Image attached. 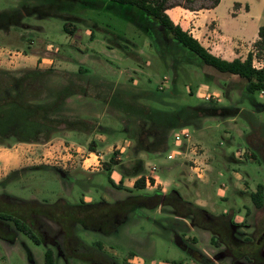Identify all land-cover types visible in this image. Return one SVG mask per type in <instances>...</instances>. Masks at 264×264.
I'll list each match as a JSON object with an SVG mask.
<instances>
[{"label": "rangeland", "instance_id": "374dc122", "mask_svg": "<svg viewBox=\"0 0 264 264\" xmlns=\"http://www.w3.org/2000/svg\"><path fill=\"white\" fill-rule=\"evenodd\" d=\"M37 5L0 0V17ZM57 13L11 18L0 28V48L21 53L13 62L0 58V147L64 143L63 161L45 160L39 150L38 163L7 176L0 170V212L22 219L41 239L36 244L0 218V264H46L49 249L54 264H264V205L251 199L264 185V92L255 111L242 103L244 82L190 57L187 64L174 41L154 38L157 50L121 17L81 8L79 0ZM218 16L222 26L250 38L264 26V0H221ZM239 51L241 58L253 51L254 65H264L263 45L243 44ZM63 91H130L125 99L132 108L104 104L92 113L83 109V96L60 104ZM115 105L125 106L119 98ZM141 109L146 115L194 110L198 117L177 131H162ZM45 115L57 126L35 125ZM78 121H85L86 131L65 129ZM182 129L190 131L188 140L176 139ZM89 152L102 157L99 171L82 170L81 154ZM113 169L126 183L143 176L151 184L141 191L129 192L123 183L116 188L109 181ZM135 170L141 176L133 177ZM174 191L190 207L161 205L157 196ZM30 202L58 210L45 214ZM121 203L135 208L125 213ZM192 212L198 216L187 218Z\"/></svg>", "mask_w": 264, "mask_h": 264}, {"label": "trees", "instance_id": "16d2710c", "mask_svg": "<svg viewBox=\"0 0 264 264\" xmlns=\"http://www.w3.org/2000/svg\"><path fill=\"white\" fill-rule=\"evenodd\" d=\"M39 1V5L31 8L24 9L20 12L12 13L11 15H2L0 20H3L0 28H7V22L12 21L11 18H27L30 16L37 15L40 18H50L57 17L59 11L63 6L67 4L68 1L72 0H37ZM180 2L174 4L173 6L168 5V0H79V4L81 8L85 9H93L98 8V10L108 12L111 14H116L117 16L124 19L127 23L136 27L137 30L142 32L145 36H147L151 42H153V47L155 49H160V46L154 43V38L159 37L162 38L163 41H174L177 43L179 50H183L186 52V63L192 64L189 60V57L193 60H196L200 66L208 67L213 69L215 72L222 76H226L228 78H238L242 82H244L243 90L241 91L243 100V104H247L253 110L258 111L261 107L260 102L258 101V96L260 93L264 92V68L258 69L254 65L255 54L254 52H250L247 58L243 61L241 59H235L233 61L223 60L219 57L214 56L210 53L205 47H203L200 42L195 39L192 35H190L187 31H184L181 26L176 25L170 16L167 14V11L180 6L185 9L191 11H200V10H210L217 8L221 0H179ZM51 11V12H48ZM65 32L68 34H72L73 30H69L68 25H65ZM95 31H92V38L94 37ZM261 40L255 44V47H259V45L264 46V27L260 29L259 33ZM173 55V54H170ZM169 55V56H170ZM127 94V95H126ZM132 94L123 92V91H101L99 95L96 96L97 100L102 102L104 105H110L113 108L118 109L119 111L126 109H131L129 107L128 100L125 98ZM88 96V91H63V95L59 99V103L62 104L66 99L72 97ZM226 96L227 93H226ZM131 97V96H130ZM119 98L123 101L125 106H117L115 105L116 99ZM125 100V101H124ZM128 101V102H127ZM127 102V103H126ZM127 106V107H126ZM136 110V109H134ZM143 110V111H142ZM127 111V110H124ZM141 116L149 120L153 125L160 127L162 131L165 130H177L181 127H186L190 124L191 119H195L198 117V113L193 110H186V112L182 113H171L159 115V113H150L148 115L144 114V109L140 110ZM192 115H189V114ZM216 115L210 113L209 115ZM136 115V114H135ZM155 117V118H154ZM141 118V117H140ZM159 118H164L165 120L160 123L158 121ZM55 119H48L45 116L37 118L35 125L54 127L57 126L54 123ZM53 122V123H52ZM85 121H78V123H69L65 124L66 130L70 132H78V131H86L83 125ZM168 122V123H167ZM31 124V123H30ZM55 126V127H56ZM85 126V125H84ZM88 132V131H87ZM113 164V163H112ZM114 165V164H113ZM110 166V165H108ZM141 176L138 171H134L133 177ZM110 183L116 188H121L120 185H115L114 181L109 177ZM135 190L141 191L146 188V181L143 176H141L135 182ZM131 192V191H129ZM161 205L170 206L174 208L178 204L183 206L190 207L187 201H185L181 195L174 191L170 194H160L159 196ZM152 197V198H157ZM166 199H176L175 203H166ZM251 199L256 207L262 208L264 205V185H259L258 189L255 193L251 195ZM169 200V201H170ZM124 203H121V205ZM30 205L39 208L41 210H45V214L47 211L56 212L58 207L56 206H45L40 205L39 203L30 202ZM125 208L127 207V211L125 213L131 212L135 207L131 204H124ZM120 207V206H118ZM195 210L198 211L199 214L207 215L205 209L196 206ZM40 213V212H39ZM44 214V212H43ZM190 215H186L187 218L197 217L195 214L190 213ZM185 216V217H186ZM0 218L3 220H10L14 222L17 229L27 236H29L32 240L35 241L36 244H41V239L37 236L36 232L28 226L22 219L14 216L13 214L0 212ZM196 226V225H195ZM198 226V225H197ZM245 257H248L246 255ZM250 259V258H249ZM46 264H54V254L52 250H47L46 252Z\"/></svg>", "mask_w": 264, "mask_h": 264}, {"label": "crops", "instance_id": "0c3cea01", "mask_svg": "<svg viewBox=\"0 0 264 264\" xmlns=\"http://www.w3.org/2000/svg\"><path fill=\"white\" fill-rule=\"evenodd\" d=\"M181 9L183 10L182 12L177 11L176 8L169 11L168 14L173 22L176 25L181 26L184 31H187L190 35L197 39L200 44L205 47L210 53L223 60L233 61L235 59H241L244 61L247 57H239V50L242 45L248 44L255 46V44L261 40L259 33L260 29L264 26L257 28L255 34L252 37L248 38L246 37L245 31H233L228 27L222 26V24L220 23V17L218 16V7L215 9L200 11H191L185 8ZM171 13L174 14L175 19L171 16ZM250 52L253 51H248V54ZM38 59V57L32 56L29 62L31 64H36L38 62ZM99 92L101 91H88V96H85L84 102L81 103L83 104V109L86 105L87 108H93L92 110H90L92 111V113H94L93 110H99V108L103 105L102 102L95 98L99 95ZM123 92L131 94L130 91ZM142 93L143 92L141 91L140 93L136 94L139 95ZM89 101L94 103H89ZM106 106L111 107L110 105ZM92 116H94L95 118L94 114ZM96 140H98V138ZM50 144L42 145L19 143L17 145H14L12 148L0 147V170L3 171V176H7L12 171L29 167L33 163H38L39 160L42 159L39 157V150H42V155L46 156L45 160L48 159V156L49 158H54L57 156L59 158L60 156H62V147L64 143L62 145L61 142H58L54 146H50ZM65 157L67 156L65 155ZM116 173L117 171L114 170L111 175H109V177L114 181L115 185H120L121 183H123L124 186H127L129 188L127 190L132 191L135 187L137 178H132L129 183H126L125 177L122 174ZM126 180H128V178H126ZM159 181L160 183L164 184L162 180ZM166 184L167 182H165V185ZM163 191H165V189H163Z\"/></svg>", "mask_w": 264, "mask_h": 264}, {"label": "built area", "instance_id": "2783aa9c", "mask_svg": "<svg viewBox=\"0 0 264 264\" xmlns=\"http://www.w3.org/2000/svg\"><path fill=\"white\" fill-rule=\"evenodd\" d=\"M7 56L11 62H13V59L18 56L21 55V53L17 52V51H12V50H8L6 48H0V58H2L3 56ZM256 68L261 69L264 68V65L262 67H257L255 65ZM203 97H206L205 95H203ZM190 131L188 129H182L181 131H179L177 133V140H181V139H189L190 138ZM71 149H68L67 152L69 154V152H71ZM57 158V157H56ZM81 158H82V170L86 171V172H96L99 171L103 165H102V157L96 153V152H89L86 155H82L81 154ZM57 159H62V161L64 160L62 157H59ZM157 170L156 167L152 168V173H155ZM151 184V179L150 178H146V185H150Z\"/></svg>", "mask_w": 264, "mask_h": 264}]
</instances>
